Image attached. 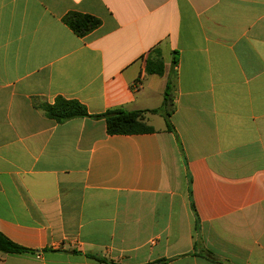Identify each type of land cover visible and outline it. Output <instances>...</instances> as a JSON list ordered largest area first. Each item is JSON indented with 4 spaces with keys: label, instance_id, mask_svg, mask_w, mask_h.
<instances>
[{
    "label": "crops",
    "instance_id": "0c3cea01",
    "mask_svg": "<svg viewBox=\"0 0 264 264\" xmlns=\"http://www.w3.org/2000/svg\"><path fill=\"white\" fill-rule=\"evenodd\" d=\"M172 73L173 130L107 133ZM0 233L29 250L0 264H264V0H0Z\"/></svg>",
    "mask_w": 264,
    "mask_h": 264
},
{
    "label": "trees",
    "instance_id": "16d2710c",
    "mask_svg": "<svg viewBox=\"0 0 264 264\" xmlns=\"http://www.w3.org/2000/svg\"><path fill=\"white\" fill-rule=\"evenodd\" d=\"M64 23L75 35L81 38L86 37L101 26L100 19L79 13L68 14L64 19ZM173 65H177V57H175ZM165 69L162 51L158 48L152 50L146 61V73L150 76L156 75L163 77L165 75ZM174 77V73L169 77L161 109L152 111L115 109L106 112L104 115L97 116L98 118L105 119L107 133L110 136L153 133L155 129L145 122V116L147 114L161 115L165 119L167 129L169 131L173 130L171 117L173 115L172 91L174 89ZM43 109L46 111L47 116L57 123H63L75 118L91 117L87 108L80 102L67 100L62 97L57 98L53 105L44 106ZM0 252L4 254H22L29 252V250L13 243L0 233ZM88 257L101 263H110L106 258H100L94 255H88Z\"/></svg>",
    "mask_w": 264,
    "mask_h": 264
}]
</instances>
